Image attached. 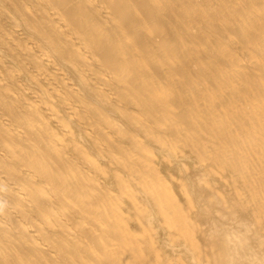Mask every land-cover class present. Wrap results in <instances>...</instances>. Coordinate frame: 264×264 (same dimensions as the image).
<instances>
[{"label": "bare ground", "instance_id": "bare-ground-1", "mask_svg": "<svg viewBox=\"0 0 264 264\" xmlns=\"http://www.w3.org/2000/svg\"><path fill=\"white\" fill-rule=\"evenodd\" d=\"M0 264H264V0H0Z\"/></svg>", "mask_w": 264, "mask_h": 264}]
</instances>
